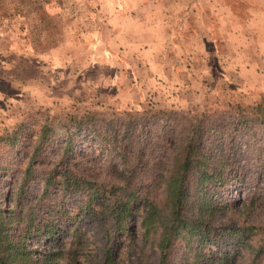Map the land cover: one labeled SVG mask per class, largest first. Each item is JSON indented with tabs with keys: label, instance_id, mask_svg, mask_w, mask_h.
<instances>
[{
	"label": "rangeland",
	"instance_id": "rangeland-1",
	"mask_svg": "<svg viewBox=\"0 0 264 264\" xmlns=\"http://www.w3.org/2000/svg\"><path fill=\"white\" fill-rule=\"evenodd\" d=\"M259 110L264 112V0H0V178L6 194L41 147L40 133L54 139L38 153L33 167L43 173L29 182L26 199L60 231L50 243L30 240L36 249L67 251L79 237L78 264H101L115 247L98 202L84 206V193L62 190L58 181L44 188L45 173L54 167L62 173L69 158L74 171L121 185L128 174L124 158L104 137L107 127L129 143L140 122L157 129L169 112L193 123L225 119L228 127L231 117ZM173 133L156 131L153 139L169 147ZM234 142L235 161L247 179L226 196L236 200L252 186L264 191L255 179L257 171L264 173V125L237 134ZM132 152L125 161L135 162ZM163 159L170 160L168 148ZM138 175L144 183L155 178ZM153 196L162 202L164 192ZM258 215L264 225V203ZM220 217L223 237L204 252H227L246 264V253L236 255L228 234L235 217ZM132 221L133 243L119 237L115 247L120 264H157V252L141 242L140 217ZM184 246L170 254V263Z\"/></svg>",
	"mask_w": 264,
	"mask_h": 264
},
{
	"label": "trees",
	"instance_id": "trees-1",
	"mask_svg": "<svg viewBox=\"0 0 264 264\" xmlns=\"http://www.w3.org/2000/svg\"><path fill=\"white\" fill-rule=\"evenodd\" d=\"M232 118L227 127L225 119L193 123L169 112L162 116L157 129L146 120L140 122L138 133L136 131L129 143L121 139L119 131L107 127L110 131L104 137L110 145L116 146L112 147L114 153L124 158L123 166L128 174L121 185L74 171L69 158L65 164L61 163L62 173L58 167L45 173L44 188L48 191L58 181L62 190L84 193L87 197L84 206L98 202L95 208L106 215L115 247L121 245L119 237L125 236L128 243H133L132 219L140 217L141 242L157 252V264H241L227 252L215 257L204 252L206 245L219 242L223 237L220 216L235 217L228 234L237 243L236 255L246 253V264H264V225L258 221L264 191L252 186L241 198L226 197L232 187L242 184L246 175L235 161L234 139L239 133H251L258 125H264V112L241 113L239 118L230 120ZM156 131L161 136L174 132L172 145L166 147L163 139H153ZM72 140V136L66 139V153L71 149ZM37 142L41 147L36 146L29 163L18 171L21 176L15 177L17 183L10 182L6 186L7 194L4 180L0 178V264H78L77 253L83 246L79 237L71 241L73 245L67 251L36 249L30 243L32 239L37 242L45 239L50 243L60 231L53 226L55 220L40 216L36 205L26 199L29 182L39 180L37 174L43 173L33 167L38 153L54 139L42 131ZM133 143L136 147L132 149ZM166 148L170 160L163 159ZM130 152L134 154V163L125 161ZM139 170L155 178L144 183L139 178ZM255 175V179L262 180L264 188V173L257 171ZM161 189L164 199L157 202L153 195ZM7 201L8 206H5ZM181 243L185 244L183 253L170 263V254ZM115 247L106 251L101 264H120ZM137 264L146 263L138 259Z\"/></svg>",
	"mask_w": 264,
	"mask_h": 264
}]
</instances>
